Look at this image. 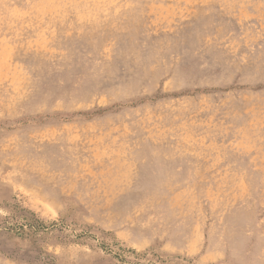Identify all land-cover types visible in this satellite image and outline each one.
I'll return each instance as SVG.
<instances>
[{
    "label": "rangeland",
    "instance_id": "374dc122",
    "mask_svg": "<svg viewBox=\"0 0 264 264\" xmlns=\"http://www.w3.org/2000/svg\"><path fill=\"white\" fill-rule=\"evenodd\" d=\"M0 264H264V0H0Z\"/></svg>",
    "mask_w": 264,
    "mask_h": 264
},
{
    "label": "bare ground",
    "instance_id": "6f19581e",
    "mask_svg": "<svg viewBox=\"0 0 264 264\" xmlns=\"http://www.w3.org/2000/svg\"><path fill=\"white\" fill-rule=\"evenodd\" d=\"M115 14V13H114ZM113 25V24H112ZM112 27V26H111Z\"/></svg>",
    "mask_w": 264,
    "mask_h": 264
}]
</instances>
